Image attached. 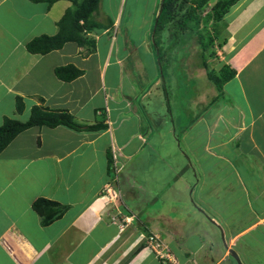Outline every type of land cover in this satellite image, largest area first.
I'll return each mask as SVG.
<instances>
[{"label":"crops","instance_id":"obj_1","mask_svg":"<svg viewBox=\"0 0 264 264\" xmlns=\"http://www.w3.org/2000/svg\"><path fill=\"white\" fill-rule=\"evenodd\" d=\"M126 1L101 0L85 45L32 54L28 44L58 35L59 23L76 5L0 0V127L6 119L28 121L34 107L66 111L77 124L97 127L31 128L0 155V264H264V233L245 240L264 232V211L253 209L236 228L235 218L217 222L213 200L217 188L233 189L219 175L243 165V174L260 188L237 173L239 185L264 197V0H238L223 18L227 41L220 52L229 62L220 71L228 66L235 72L225 85L236 83V102L214 119L202 113L189 119L191 102L181 119L171 111L158 47L148 40L153 28L134 21L137 9H127ZM68 66L81 76L60 79L57 70ZM159 131L171 134L167 149L155 139ZM139 160L156 182L169 174L160 191L129 177ZM179 160L187 161L196 184L184 185L186 201L168 194L179 191L174 179L180 169L167 172ZM39 199L60 204L64 214L44 225L33 209ZM151 234L163 239L175 262L160 261L147 248Z\"/></svg>","mask_w":264,"mask_h":264},{"label":"rangeland","instance_id":"obj_2","mask_svg":"<svg viewBox=\"0 0 264 264\" xmlns=\"http://www.w3.org/2000/svg\"><path fill=\"white\" fill-rule=\"evenodd\" d=\"M157 1L159 3H157ZM126 2L127 9H137V12L135 14L136 16H134V21H137V23H143L144 21H146L147 27L151 25L150 27L153 28L152 33L148 37V40L150 43H153L155 41L157 44L158 48L155 51L157 55L156 58L158 61L161 58L162 61L161 66L163 67V72L165 73L164 78L166 80V88L169 91V95L171 98L170 105H173L171 111L174 112V115L179 116L181 119L183 116H185L186 113V115H189L190 119L193 116L195 117L198 114L202 113L201 116H205L206 118L208 117V119H214L213 117H215V115H217L219 112L224 111V108L228 109L229 111L230 104L232 102H236L232 97V93L234 92V86L236 83L231 85L228 84L227 86L225 85L223 87L224 91L221 93L219 92V88L221 86H218L221 85V82L218 81V84L216 85L214 81H211L208 78V72H211L212 75H215V77L218 78L220 74V66L228 64L229 62V57L226 56L225 51L220 52L222 51V47H220L217 42L214 43V41H217L216 33L221 34L225 29V25L220 23L221 21H215L213 16L216 10L214 8L216 4L228 2V0H210L205 7L197 10L195 20L198 19V22L191 21L186 29L179 30V25H181L182 17L188 11V8L190 6L189 2L182 3L181 9L178 10L179 13H177L175 19L168 22V24L165 25V29L163 31H158L156 28L158 24V14H160L162 9V0H127ZM155 4L158 5L157 17H155L157 9H154ZM219 10L220 8L218 5V11ZM110 16H112L111 13ZM103 17L105 16L103 15ZM127 17L128 11H126L125 13V20ZM194 26H197V30H199V34L201 35L203 41L201 39L198 40L199 34H196L198 33L196 32L197 30H191V27ZM133 40L135 41V43L138 42V44L142 42V39L136 38L135 35H133ZM210 40L211 43L213 42V46L209 51H212V53L215 55L211 60H217L216 62L220 61V64L218 66L217 63L213 64L211 62L208 64V69H204L202 67V62L204 61L202 54L207 60H209L210 53H203L201 44H210ZM218 51L220 55L217 54ZM158 55L160 56V58H158ZM169 62L171 64L170 68H168ZM229 89H231L232 91L230 92ZM189 102L192 103L190 107V113L188 114L185 111V113H182L183 109L189 108ZM206 107H210V110H205ZM143 123L145 124V121H143ZM203 136L202 141H205V137ZM220 137L221 136L217 137V142L221 141ZM155 139L160 141L161 143L163 142L162 146L165 149L166 147H168L167 143L171 142V134L164 136V132L159 131ZM172 146L170 148H172ZM178 150L179 149L177 147L175 149V152H177ZM159 163L160 161H157L155 163V166L159 167ZM186 165L187 161L183 162L179 160L178 163L173 162L171 169L167 170V172H171L173 170L177 171L178 169H180L181 172V174L179 175L178 172H175V177H179L177 179H174V184L177 182L176 187L178 186L177 189L179 191H171V193H168L171 195V198H175L176 196L177 199L184 201L190 199V194H188L187 191H184L186 189V186L184 185H186L187 183L193 185L194 183L192 182V175L186 172ZM136 167L133 168V172H131L132 174L129 177H131V179L135 181L139 180L140 182L138 183H143V186L145 188L149 190L151 189L153 192L160 191L161 188L169 180L170 176L168 173H166V175L162 176L164 180L162 179L161 181L156 182L153 177L154 174H152V169L149 167V165L147 166L144 161L142 163V161L139 160ZM243 168L244 165L239 168V171H237L238 174L240 173L241 178L244 179L243 182L249 181L248 183H251L255 190H258V188H260V186H258L260 184L258 183L259 181L250 179L251 175L246 176L245 174H243ZM237 173L232 169H228L226 174H218L220 177L225 178L224 180H227L230 185H233V189L224 190V188L221 187V189L219 190V188H217V190H215L214 192L213 199L215 205H217L219 210L218 215H220L215 216L217 222H219L218 220L222 221L221 219H223L231 224L230 221H233L235 218L236 228H238L240 225L242 226L243 223L245 224L247 219L251 216L250 213L253 209L254 212L264 211V197L259 200V198L255 195L253 188H251L250 185H245L243 187L247 188L250 193L248 194V192H246L244 188L239 185V182L237 180ZM173 174L174 173H172L171 176H173ZM116 177H120V175H117ZM117 181L121 183V180L117 179ZM172 183L173 182H171V184ZM236 183H238V185H236ZM137 186H139V184H137ZM248 199L250 200V203L248 202ZM129 203H134V200H129ZM196 211L197 210L192 209V213L195 214ZM220 223L222 226H224L223 222ZM263 233L264 232L262 230L256 233H252L245 240L250 241L255 238H259Z\"/></svg>","mask_w":264,"mask_h":264},{"label":"trees","instance_id":"obj_3","mask_svg":"<svg viewBox=\"0 0 264 264\" xmlns=\"http://www.w3.org/2000/svg\"><path fill=\"white\" fill-rule=\"evenodd\" d=\"M59 0H50V3H54ZM210 0H163L162 9L158 17L157 30L163 31L165 25L168 22L173 21L177 15L178 10L181 9L182 3L189 2L190 6L188 11L182 17L181 25H179V30L186 29L191 21H197L196 12L198 9L205 7ZM238 0H228V2H223L216 4L214 7V19L217 22L222 23L224 16L228 12L229 8L234 5ZM76 8L74 11H69L64 16V18L59 23L60 31L55 37L43 36L37 38L30 42L27 46V49L32 54H48L50 52L61 49L66 43H77L79 45H85L88 43L84 33L89 28V21L93 14L98 9L101 0H73ZM218 5L220 10L218 11ZM83 22V24H81ZM219 23V25H220ZM196 25V24H195ZM226 26V25H225ZM191 30H197V26L191 27ZM217 29V28H216ZM226 29V28H225ZM225 29L222 33H216L217 41L220 47H223L227 41V32ZM198 32V33H196ZM195 33L199 34V30ZM202 40L201 35L199 34L198 40ZM203 41V40H202ZM213 42L201 44V47L204 52L210 53V58H213L215 55L212 51ZM204 61L202 62V67L208 69L209 60H207L202 54ZM206 60V61H205ZM219 77L216 78L215 75H212L211 72H208V78L211 81H214L217 85L218 81L221 82V85H218L220 88L219 92H223L224 85L229 82L234 76L235 72L231 71L230 67L226 66L221 71H219ZM82 72L76 69L73 66H68L62 69L57 70V76L64 81H72L81 76ZM24 109L22 100L19 98L17 102V110L21 113ZM59 126H64L73 130L85 131L97 129V127H86L77 124L71 114L66 111H51L42 107H34L31 111V116L28 121L20 122L13 119H6L4 124L0 127V155L3 151L15 140L17 136L21 133L35 127H48L56 128ZM33 209L38 213L42 219L44 225H49L56 219L60 218L64 212L65 208L60 204L51 202L45 199H39L33 204Z\"/></svg>","mask_w":264,"mask_h":264},{"label":"built area","instance_id":"obj_4","mask_svg":"<svg viewBox=\"0 0 264 264\" xmlns=\"http://www.w3.org/2000/svg\"><path fill=\"white\" fill-rule=\"evenodd\" d=\"M118 172V170H117ZM147 248L155 254L160 261L175 262V257L170 252L169 246L161 237L156 234H151L147 238Z\"/></svg>","mask_w":264,"mask_h":264},{"label":"bare ground","instance_id":"obj_5","mask_svg":"<svg viewBox=\"0 0 264 264\" xmlns=\"http://www.w3.org/2000/svg\"><path fill=\"white\" fill-rule=\"evenodd\" d=\"M119 21V20H118Z\"/></svg>","mask_w":264,"mask_h":264}]
</instances>
